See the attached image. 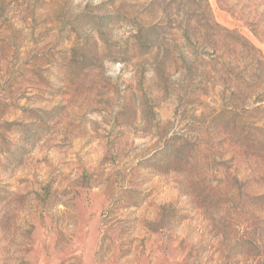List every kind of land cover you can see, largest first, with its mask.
Masks as SVG:
<instances>
[{
	"label": "rangeland",
	"instance_id": "374dc122",
	"mask_svg": "<svg viewBox=\"0 0 264 264\" xmlns=\"http://www.w3.org/2000/svg\"><path fill=\"white\" fill-rule=\"evenodd\" d=\"M0 264H264V0H0Z\"/></svg>",
	"mask_w": 264,
	"mask_h": 264
}]
</instances>
